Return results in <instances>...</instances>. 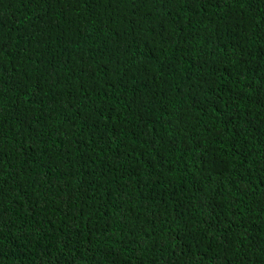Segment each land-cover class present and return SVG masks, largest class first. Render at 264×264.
<instances>
[{
  "label": "trees",
  "instance_id": "trees-1",
  "mask_svg": "<svg viewBox=\"0 0 264 264\" xmlns=\"http://www.w3.org/2000/svg\"><path fill=\"white\" fill-rule=\"evenodd\" d=\"M0 264H264V0H0Z\"/></svg>",
  "mask_w": 264,
  "mask_h": 264
}]
</instances>
